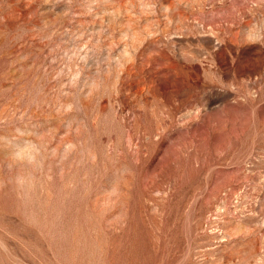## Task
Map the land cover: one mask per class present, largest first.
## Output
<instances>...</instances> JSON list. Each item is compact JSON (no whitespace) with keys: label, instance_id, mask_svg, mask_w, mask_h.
Masks as SVG:
<instances>
[{"label":"rangeland","instance_id":"rangeland-1","mask_svg":"<svg viewBox=\"0 0 264 264\" xmlns=\"http://www.w3.org/2000/svg\"><path fill=\"white\" fill-rule=\"evenodd\" d=\"M0 264H264V0H0Z\"/></svg>","mask_w":264,"mask_h":264}]
</instances>
